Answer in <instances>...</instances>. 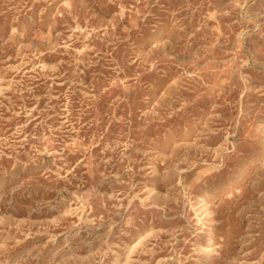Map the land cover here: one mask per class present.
<instances>
[{
	"label": "rangeland",
	"instance_id": "rangeland-1",
	"mask_svg": "<svg viewBox=\"0 0 264 264\" xmlns=\"http://www.w3.org/2000/svg\"><path fill=\"white\" fill-rule=\"evenodd\" d=\"M0 264H264V0H0Z\"/></svg>",
	"mask_w": 264,
	"mask_h": 264
}]
</instances>
